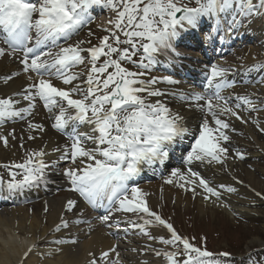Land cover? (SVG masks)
Returning a JSON list of instances; mask_svg holds the SVG:
<instances>
[{"label":"snow or ice","instance_id":"6c2138e0","mask_svg":"<svg viewBox=\"0 0 264 264\" xmlns=\"http://www.w3.org/2000/svg\"><path fill=\"white\" fill-rule=\"evenodd\" d=\"M195 4L196 7H189L183 0H0V29L6 34L3 37L4 43L12 49V53H23L21 63L25 72H35L40 77L38 82H33L24 92L17 94L28 101L27 107L17 108L15 105L20 101L11 97L0 98V124L9 118L24 119L31 114L35 100H42L44 107L52 113L53 128L63 132L71 125L68 133L71 143L53 151L61 153L60 160L70 159L73 164L79 160L85 165L65 169L64 175L71 182V190L78 192L93 207L103 206L107 201L110 209L118 205L114 210L144 213L154 218L145 219L142 216L144 225L132 224V227H139L145 235H149L146 225L155 222L166 227L171 238L160 237V242L165 245H176L179 242L183 246L179 253L156 252L157 256L164 255L168 264H205L203 258L210 257L212 253L181 237L172 224L152 212L144 199L145 194L138 187H132L129 195L128 182L139 175L141 165L164 161L169 156V148L189 134L190 129L185 125V117L179 112H173L161 100L153 102L148 99L166 94L164 90L154 87L157 83L173 84L176 81L168 76L141 79L144 72L130 71L122 66L121 61L131 62L138 68H149L157 62V54L175 52L173 40L180 35V29H195L202 18L215 19L218 27L223 17L231 30L240 22L238 16L247 18L264 15V0H255V3L253 0H195ZM94 7L115 13L114 18L109 20L112 29H106L110 34L105 35L98 46L91 48L81 47L85 41L58 47L59 40L69 39L82 26L91 22L93 17L90 10ZM33 30L34 38L31 35ZM211 38V35L205 37L206 40ZM121 44L129 47L121 48ZM45 47H48L47 51H44ZM57 47L58 51L51 50ZM140 50L143 53L140 59L133 60ZM83 52L89 55L85 57ZM4 54L5 49L0 48V56ZM101 57L104 60L98 64ZM86 59L90 64L86 71H71L84 64ZM145 60L147 63H144ZM257 67H264V64L253 66ZM226 71L212 65L210 73H205V88L215 89L211 96L198 92L180 94L182 100L205 101L202 105L197 104V107L200 111L206 110L216 126L210 127L208 119H203L191 150L183 157L186 165L194 161L204 162L208 158L209 163H222V156L226 158L228 149L222 147L220 141L229 139L224 131L229 128V124L219 116L230 114L240 119L220 95L223 87L232 86L224 79ZM45 74L56 76L62 85L70 87L54 85L50 79L44 78ZM81 77H85L84 87L74 83L81 80ZM238 99L251 103L247 97ZM221 100H224L222 105L219 103ZM81 125H87L88 129L81 131ZM29 129L42 131L43 126L29 123ZM33 138L29 136V139ZM0 140L7 146L6 137L0 136ZM45 155L47 153L40 149L29 153L23 163L13 164L12 167L23 169L25 174L19 182H15L13 177L9 188L23 187L44 178L45 169L49 167L43 160ZM171 177H176L177 182H184L179 184L180 187L195 183L205 192L219 196L190 167L187 172L181 168L172 169L168 183H173ZM227 190L234 191L232 188ZM75 205L76 201L68 200L67 211H72ZM110 214L109 211V215L102 219L107 221ZM61 226H68L63 218L55 230L59 231ZM149 238L156 239L151 236ZM30 251L31 248L28 249ZM28 252L24 255L27 256ZM178 254L186 258L181 262L176 259ZM108 256L109 253L104 252L101 259ZM91 264H97V261L93 260ZM113 264H119V260Z\"/></svg>","mask_w":264,"mask_h":264},{"label":"bare ground","instance_id":"6f19581e","mask_svg":"<svg viewBox=\"0 0 264 264\" xmlns=\"http://www.w3.org/2000/svg\"><path fill=\"white\" fill-rule=\"evenodd\" d=\"M253 2L255 3V0ZM95 8L99 9L101 7ZM108 14L112 16L111 18L115 16V13L111 11ZM237 19L240 22L229 30L228 21L221 17L218 27L215 20L211 22L213 23L211 29L204 33L206 36L211 35V37L216 35V33L220 34L219 39L226 46V52L216 54L213 62H207L206 59L214 54L204 55L203 52L199 51V47L196 46V49H193L195 45L189 47V42L184 45L176 37L173 40L175 52L169 51L157 54V62L150 66L149 71H171L176 75V77L172 78L176 82L181 79L179 77L180 73L192 71V73L196 72L200 76L204 75L203 82L206 84L205 73H210L212 65L226 69L224 79L226 82L231 83L232 86L223 87L220 90V95L227 102H232L228 106L234 109L240 119L230 114L220 115L219 118L227 122L229 128L234 127L235 121L243 122L245 125L243 127L244 136L240 139L243 144L242 146L252 145L251 142L253 141V145L262 147L264 150V145L259 143V136L255 135L254 132L255 128L264 130V67L253 68L254 65L259 66L260 64H264V15H253L247 18L238 16ZM93 25L92 23L84 25L86 27H81L69 39L64 40L63 43L58 45V47H66L70 41L74 43L85 41L87 33L95 28ZM109 25L111 26L110 23ZM213 28H217V30L212 31ZM195 30L197 29H180L179 31L180 33H187L189 36L193 35L195 38ZM199 32H202V30ZM252 34L255 39H250L248 36ZM234 38L237 39L236 43L238 46H245L250 42L252 46L239 50L237 49L238 46L237 48L236 46H231ZM204 42L208 45L212 42V38L205 39ZM84 44L81 47H84ZM5 45L4 41L1 40L0 48L4 49ZM58 47L51 50L53 52L58 51ZM176 53H179V55ZM22 59V52L12 53V51H5V54L0 56V98L11 97L14 100H19L20 103L15 105L17 108L28 106V101H24L17 94L24 92L29 85L39 80V76L35 75L34 72L24 71V65L21 63ZM86 64L79 69H75L74 72L86 71V68L90 67L89 61ZM15 73H18V75L15 76ZM165 76L168 75L163 73L156 78ZM8 77H11V79H7ZM143 77L146 78V74ZM84 79L85 77H81V80L74 83H79L81 87H84ZM198 81L200 82L199 79ZM53 84L64 88L70 87V85H62L58 78ZM154 87L164 90L166 94L160 97H149L148 99L153 102L161 100L173 112H179L184 116L185 125L190 129L189 133L196 135L197 123L205 118L208 119L209 124L211 120L214 121L211 116L206 115V110L200 111L197 107V104L202 105L205 101L197 102L180 99V94L194 93L193 87L185 84H168L166 82H159ZM207 91L208 94H213L215 89H207ZM172 93H176L177 95H172ZM238 97H247L251 103H245L242 99H238ZM40 101L42 102V100L37 98L35 100V107L31 110L33 119L23 123H10V120L13 121L20 118L6 119L5 121L10 125L9 129L5 132L0 128V136L6 137L8 140L7 146L11 147L10 161L12 164L23 163L27 159L28 154L33 151L43 149L47 153L43 157V160L49 167L45 169L44 178L37 181L36 185L40 188L39 195H43V198H45L43 208L48 207L49 212L45 216L42 214L30 215V212L25 208L26 206H12L21 203L26 197H33L35 192L28 185L9 188L8 182H2L3 186L0 187V206L2 207L0 209V264H91L93 260H96L97 264H113L117 259L119 260V264H168L164 255H156L157 251L161 253L170 252L169 245H165L159 240L160 237L165 239L171 238V234L166 227L155 222L151 225H146L145 229L149 235H145L139 227H132V224L144 225V219H141L142 216L145 219L154 218L147 217L144 213L114 210L118 205L108 210V207L105 206L107 205V201L104 202L103 206L93 207L78 192L71 190V182L64 175L65 169H60L58 166L61 161L59 159L61 153L53 151V149L58 147L63 148L65 145L70 144L71 141L65 139L59 134L57 129L52 127L54 123V120L51 118L52 113L45 110L46 108L39 103ZM241 102L244 104L242 105ZM213 103L216 104L217 101L214 99ZM219 103L222 105L224 101H219ZM240 105H242L241 110L236 108ZM244 109L250 110L251 113L245 114ZM29 123L42 125L43 130L29 129ZM87 129V125L80 126L81 131H86ZM15 131L17 135L10 136ZM70 131L71 125L63 132L69 133ZM224 131L231 138L229 129H225ZM29 136H33L34 138L29 139ZM192 140L190 139L189 141ZM192 144L181 143V140H178L169 148V156L164 161H157L151 165L145 164L144 169L147 171L145 174H157L162 179L168 180L172 169L181 168L182 171L187 172V169L190 167L194 172L198 173L199 177L204 178L210 187L219 193V196L211 195L195 183L185 184L184 187H181L188 189L190 193L194 194L201 204H211L213 207H219L228 215L236 213L243 215L250 214L252 211L251 206L262 202L256 196V191L254 192L253 189L259 185L255 174L247 169H242L243 164H240L241 166L235 164L236 166H234L237 157L231 151H228L226 158H224L225 162H227L226 168L230 175L239 174L242 179L241 183H238L235 178L232 179L230 175L222 173L221 169H219V163L215 161L209 163L208 160L210 158L204 162H200L202 167L197 164L199 161H194L189 166L183 163L182 158H179L178 161V157L175 155L176 150L180 151L181 154H184L185 151L188 153L191 150ZM220 144L223 147L222 141H220ZM25 145L29 146L30 152H23V149H26ZM4 147L3 141L0 140L1 157L4 156V149H2ZM187 153H185V156ZM256 155L261 154L257 153ZM167 159L170 160L169 164L165 163ZM75 164L79 167L85 166L79 160ZM171 178L173 183H184L183 181L177 182L176 177ZM59 186L68 187L69 194L57 200L50 198L53 189ZM137 187L145 194L144 199L150 210H153V204L159 198L169 199L177 203L183 201L182 197L184 196L181 192L171 193V190L169 191L168 189L164 191L166 186L164 187L160 182L149 185L143 183ZM228 188H232L234 191H228ZM70 199L76 201V205L72 211H67L66 204ZM101 207L106 208L104 216L109 215V211L111 212L110 218L107 221L102 219L104 216L98 217ZM100 215L102 214L100 213ZM62 218L67 222L68 226H61L60 230L56 231L55 227L61 223ZM62 228L67 230L62 231ZM150 236L156 239H150ZM113 237L119 238L115 240ZM45 241L51 243L52 246L50 244L39 246L40 243ZM68 241H71V245L65 244ZM261 244H263L262 241ZM29 248H31L30 252H28ZM112 249H115V251H111ZM25 252H28L27 256L24 255ZM104 252H108L109 256L106 259H101V254ZM117 253L119 254L118 257Z\"/></svg>","mask_w":264,"mask_h":264},{"label":"rangeland","instance_id":"374dc122","mask_svg":"<svg viewBox=\"0 0 264 264\" xmlns=\"http://www.w3.org/2000/svg\"><path fill=\"white\" fill-rule=\"evenodd\" d=\"M183 2L188 4L189 7L192 4L190 0H183ZM99 15V18L106 23H108L111 19L107 11H105L104 13L99 12ZM91 22L94 24L93 26H95V28L90 30L86 35L85 45H87L88 48L98 46L100 44V42H94L91 38L97 39L98 35L102 36L101 38H103L105 35H109V31H106V29H112L113 27L112 26L111 28H109L107 26V28H105L106 24L105 26H98L99 23H97L96 19H92ZM97 32L98 35H95ZM70 44L74 43L71 42ZM250 46H252L251 42L247 43L245 46H239L238 49L241 50L242 48V50H244L246 47L249 48ZM120 47L124 48L129 46L121 44ZM139 52L140 51H138L136 56L133 57V60L138 61L140 59L143 53ZM83 55L87 57L89 54L85 52ZM102 60L103 59H100L98 64L102 63ZM86 63H88L87 59L85 60L84 64L76 66L75 68H73V70L87 65ZM121 64L122 66L128 68L130 71L141 72L142 69L138 68L135 64L128 61H121ZM112 70L113 69H109V71ZM144 73L146 74V79L148 80L153 77H157L158 75L161 76L163 73H165V75L171 76V78H174V75L171 73V71L165 72L156 70L154 72H147V70H145ZM44 76L50 79L53 83L56 80L54 77L47 76V74H45ZM187 85L191 86L192 84ZM196 88L204 91L202 87ZM244 112L245 114H248L250 111L244 110ZM206 115L211 116L207 111ZM30 119H33V114L26 115L25 118L21 119L20 122H28L30 121ZM202 121H199L197 123L196 136H198L199 134V125ZM7 123L8 122L6 121V124L2 125L1 127V129H3L5 132L8 131L10 126ZM233 125V128H228L231 133V138H229L230 140L228 139L227 141H222L223 147L227 148L228 151L233 152V154H235V156L237 157L236 161L238 162L235 161L234 166H241L240 164H243L241 167L242 169H247L255 174V177H257V181H259V185L253 189L257 193H260V195H262L264 199V150L262 149V147L253 145V141L251 142L252 145H245L246 147L242 146L243 144L241 143L240 139H242L244 136L243 127L245 125L243 122L239 121H235ZM209 126L216 127L214 121L212 120ZM254 132L255 135L259 136V143L264 145V130L255 128ZM16 135L17 132L15 131L13 135L10 136ZM194 141L195 139L191 143H194ZM25 148L26 149H23V152H30L29 146H26ZM2 149H4V156H0V176H2L5 180H12V175L20 174L21 177L18 176L15 178V182H19L20 180H22L23 175L25 174L24 170L11 166V147L5 146ZM257 153L261 155L257 156ZM184 156L185 154H183V156L181 155L180 157L183 158ZM241 156L243 158H241ZM222 160L223 162L219 163V169H221L220 171H222V173L224 174L230 175L226 168L227 162H225L224 158H222ZM17 164H20V162H18ZM197 164L202 167L200 161ZM5 165H7L8 167H5ZM58 166L60 167V169L79 167L78 165L73 164L70 159L61 160ZM230 177L232 179H239L242 182L241 176L239 174H231ZM159 182L163 184L164 187H169H165L164 191L168 189L169 191L171 190V193L181 192V194L184 196L182 197L183 201L177 203L172 200L170 201L169 199L159 198L158 201L153 204L152 209L156 210L157 212H159V214L169 220L171 224H173L176 232L181 237L187 238L190 243L194 244L196 247L212 253L210 257L203 258L205 264H264V200L251 206L252 211L248 215L237 213L228 215L225 213V211H222L223 209L219 207H213V205L211 204H201L198 199L195 198L194 194L190 193L188 189L181 188L178 183H168L166 179H162L157 176L144 178L139 183H145L149 185L158 184ZM37 190L38 189H36L35 191ZM68 194V188L60 187L53 191L50 198L57 200L67 196ZM44 199L45 198H43V195H34L33 197H30L26 201H24L23 205L26 206L29 212H31L30 215L42 214L43 216H45L49 212V209H46L48 207L43 209ZM18 206L20 205H16L14 207ZM62 230L66 229L64 228ZM261 241L263 242V244H261ZM46 244L48 243L45 242L41 245L46 246ZM182 247V245H179V242H177L176 245H169V249L171 250V252L179 253ZM223 253H228V255H222ZM185 258L186 257L183 254H178L176 256V259L181 262Z\"/></svg>","mask_w":264,"mask_h":264}]
</instances>
